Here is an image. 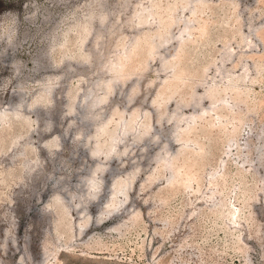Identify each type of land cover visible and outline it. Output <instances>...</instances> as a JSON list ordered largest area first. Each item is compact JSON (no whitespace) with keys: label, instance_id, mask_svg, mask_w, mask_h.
Listing matches in <instances>:
<instances>
[{"label":"rangeland","instance_id":"374dc122","mask_svg":"<svg viewBox=\"0 0 264 264\" xmlns=\"http://www.w3.org/2000/svg\"><path fill=\"white\" fill-rule=\"evenodd\" d=\"M0 264H264V0H0Z\"/></svg>","mask_w":264,"mask_h":264}]
</instances>
